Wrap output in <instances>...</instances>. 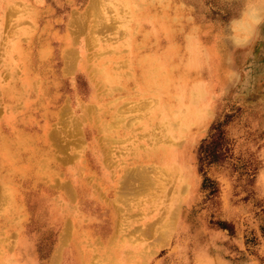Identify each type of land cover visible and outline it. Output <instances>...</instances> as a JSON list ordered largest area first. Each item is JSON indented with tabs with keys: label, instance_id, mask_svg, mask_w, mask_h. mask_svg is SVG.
Here are the masks:
<instances>
[{
	"label": "rangeland",
	"instance_id": "rangeland-1",
	"mask_svg": "<svg viewBox=\"0 0 264 264\" xmlns=\"http://www.w3.org/2000/svg\"><path fill=\"white\" fill-rule=\"evenodd\" d=\"M153 2L0 0V116L6 105L1 96L4 85H18L19 93H25L16 43L37 56L36 37H48L49 54L43 60L46 75L50 80L55 71H61L63 81L57 79L54 88L59 110L66 109L54 125L59 136L49 143L54 149L66 146L64 157L61 152L49 154L61 162L76 149L79 157L73 161L80 166L77 172L83 174L80 182L85 188L75 193L78 175L63 180L69 182L65 189L49 174L42 176L38 189L33 180L19 179L15 187L19 190L11 191L12 202L0 203V263L19 235L10 223L22 220L31 247L21 259L25 261L29 254L35 260H26L30 264H53L51 256L63 225L47 212L42 195L53 191L61 195L58 201L63 209L69 205L86 212L78 216L82 227L69 230V248L63 249L66 255H60L57 264H72L69 251L87 254L86 264H264V13L256 20L250 12L243 13L248 0H171L180 23L172 34L177 49L161 56L160 70L148 73L153 74L154 85L145 86L142 76L143 82L129 80L127 86L105 83L101 69L111 67L123 79L135 72L134 61L147 51L143 32L150 28L146 21L139 24L140 14L153 8ZM188 34L193 36L191 49ZM62 36L87 43L83 58H78L85 61V68L76 64L68 69L60 51L64 42L73 50L75 42H66ZM200 38L208 41L203 44L211 48L208 56L203 54ZM169 41L153 37L148 42L159 44L152 50L157 53ZM218 60L221 81L212 88L206 90L198 82L185 91L178 81L181 87H170L162 101L157 75L181 80L189 61L202 66L208 62V70ZM150 64L155 66L156 58L151 56ZM94 66L100 84L98 99L90 101L88 72ZM191 69L190 77L195 74ZM78 95L89 104L81 105ZM12 104L14 110L24 108L20 100ZM83 111L90 114L86 120L81 117ZM73 125H79L76 131ZM92 125L102 147L94 154L92 137L84 136L85 127ZM157 147L175 149L182 165L173 167L153 159L154 150L159 159ZM24 155L23 148L15 152L16 158ZM128 168L143 174L127 176ZM15 197L23 210L18 211ZM170 222L168 239L157 240ZM87 226L97 229L96 241ZM101 234L109 238L102 239Z\"/></svg>",
	"mask_w": 264,
	"mask_h": 264
},
{
	"label": "bare ground",
	"instance_id": "bare-ground-1",
	"mask_svg": "<svg viewBox=\"0 0 264 264\" xmlns=\"http://www.w3.org/2000/svg\"><path fill=\"white\" fill-rule=\"evenodd\" d=\"M248 1H250V3L247 2L244 5L242 12L243 13L250 12V14L253 17V20H256L258 18L260 19V17L264 13L263 12L264 4L262 5V3H264V0H258V1L248 0ZM170 2L171 0H154L153 2L154 7L140 14L141 18H139L140 20L138 19L139 24L143 21L150 23V28L146 32H143L144 46L146 47L147 51L141 54V56L136 61H134V63H137V65H136L135 72H132V74H130L131 77L129 76L128 79H123L122 76L114 73L112 71L114 69L111 67H110L111 69L110 68L101 69V77H100L98 74V68H95L96 66L91 68V70L88 72V80L92 84V90L90 93L91 95L90 101L94 99H98L97 88H98V85L100 84L99 82L100 80L98 79V77L102 78L105 83L106 82H110V83L118 82L124 86H127L130 83L129 80L135 81L138 83L144 81V85L147 87L154 85L155 81L153 79V74L148 75V73H151V70L152 71L160 70L161 62L163 61L161 59V56L165 54H171L175 52V50L177 49L176 42L174 41L175 35H172V34L175 33L179 29L178 25L180 23L177 21V18H176V16H178V13H175L174 11H172ZM259 7L260 9L258 11H255V9ZM75 17L76 15H73L71 21H73ZM250 24L251 23H249V25ZM153 37H156L157 39H161V38L169 39L170 38V41L165 47H162V48L158 47L159 50H157V53H156L155 51H152V50L154 48L157 49V46L159 44L158 43L150 44L148 42L152 40ZM192 37H193L192 34H188L185 36V38H187V40L189 41V44H187L189 49H191V44L193 42L192 39L190 40V38ZM36 38H37L36 47L41 49L40 53H38L37 56L31 52L29 53V51L25 48L24 44L22 45L20 42L16 43V50L19 53V59L23 65V68L20 71L22 76L19 79L23 81H20V83H22L21 85L24 84V89L28 87V88H32L35 90V91L29 90V94L27 95V97L29 98L33 97V98L28 100L29 103L27 106V110L21 111V112L24 114H26L27 112V114L30 115L29 113L30 110H37L39 111L41 117L42 116L45 117V120L43 122H39V125L37 127V132H35L34 136H33L34 134L33 132L36 130H34L33 132L30 129L20 130V129L26 128L25 126L28 120L25 119L26 118L25 116H24L25 118L17 116L16 114L19 113L20 111L14 110L13 109L14 107H12L13 106L12 103H14L15 99L18 97H22L21 93H19V89H18L19 87L18 85H14V86L4 85L1 88V96H2L3 102H5L6 105L4 106L5 111H3L2 115L0 116L1 117L0 118V203L2 200L12 202L11 191L13 190V192L15 193L19 190L17 189L16 191V188H15L17 187L16 183L18 182L19 179L24 178L25 180H29V179L33 180L35 176L37 178L38 174H42V175L49 174L48 177H54V178L59 179L61 184L59 183L57 186H61L64 189L66 188V185H69V182H65L66 180H70V177L74 175H76V178H78L79 176V179H78L79 182H77V185L74 186L75 193L80 192V190L81 191L85 190V188H83V185H82L83 180H81L80 182V179H83L81 178L83 174L81 175L77 172V168H80V166L75 164V161H73L74 160L73 157L74 158L79 157L76 149L73 150L74 154L71 155L70 158L69 157L65 158L61 162L53 161L52 157L55 155L49 154V153H54V152H61L64 157V152L62 151L63 149L64 150L66 149V146H61V144H59L61 146L60 148L55 146L56 150L50 147L52 144H54L55 142L54 140H56L57 137L59 136L58 135L59 132H57L56 129L54 130V125L57 122L56 119L58 118L62 119L66 111L64 107L62 108V110H60V112L57 111V109L60 107V104L57 103L59 101V96H57L56 93H51V86L54 85V82H57V79H59L60 82H62L63 80L61 78V75L58 74L56 71L52 74V78L50 80L48 79V75H46V69L44 66L45 62L43 61L45 57L49 54V51L47 49V42H46L47 41L46 39H48V37L45 38V36L38 35V37ZM72 39L75 42V39L74 38ZM200 40L202 42V46L204 43L208 42V41H202L201 38ZM74 44H75V47L73 50L69 49V50H65L61 52L64 58H65L64 54H66L65 59L68 63L67 67L68 69H70L71 67H74L77 64L78 67L85 68L86 63L84 60H82L83 58L82 51H83V47H86L87 43L85 44V42H82V44H80V42H75ZM44 45H46V47ZM63 45L66 46L67 43ZM208 49H210L211 51V48H209V46H203V54L206 56L212 53V51L211 53H209ZM80 56H82V58L81 60H78ZM151 56L152 58L153 57L156 58L155 66H151L150 64ZM94 63H97V62L94 61ZM189 63H190L189 67L184 69L186 72L184 73L185 75H182L183 77L181 80H179L178 76L167 75L168 78H164L160 75H157L159 79L158 87L160 88L157 90L160 96L162 97L161 99L163 102H164V97L166 95H169V92L171 91L170 87H173L174 85H177V86L179 85L178 81H180L181 83L183 82L184 84L183 86L184 88H186L185 91H188L189 86L193 85L194 87V85H196L198 82H200L201 84H204L206 87L205 89L207 90L209 89V87L212 88L213 84L216 85L219 81H221L220 80V75L222 72L221 60L216 61V63L214 64V67L211 66L212 68L210 67L211 69H208V70H207V65L209 66L208 62H205L207 63V65H204V66L197 64L195 61H189ZM99 64H104V63L100 62ZM191 67H193L194 70L191 69ZM190 69L195 72L194 76L192 77H190L192 74L190 72ZM63 70H66L65 66ZM138 70H140V73L138 72ZM204 70H207L208 77L205 76L204 72L206 71ZM66 73L69 74L71 72L69 71L68 73V71H66ZM141 76H142L143 81H141L142 80ZM180 85H179V88L181 87ZM197 92H199V90H197ZM38 98H39V101L44 100L45 102L44 106H42L44 108L43 110H40L39 108H37V106L39 107V105L42 104L41 103L37 105L39 102ZM77 99L79 100V103L81 105L89 104L88 102L87 103L84 102L79 95L77 96ZM88 108L89 107H87V109ZM62 111L64 113L63 115H62ZM7 112H10V113L8 114ZM11 112H15V113H11ZM89 116L90 114L88 111L87 112L83 111L81 114V117L84 120H86ZM77 119H75V122H78ZM122 119L123 118H121V120ZM201 120L203 121L204 118ZM88 122L93 124L92 121H88ZM78 126L79 125H77V127ZM77 127L76 125H73V129L75 131L77 130ZM95 129L96 127L94 125L89 126V129L86 127L84 129V136L92 137L91 142L93 144L90 142L92 144L90 145L94 147L92 149L94 150V152H92L93 154L97 151L96 150L97 147L98 149L102 148L98 145L99 139L96 136H94ZM38 130H41V132L39 133ZM71 135L73 134L71 133ZM94 143L96 144V146L94 145ZM20 148L24 149L26 156L25 157L23 156L19 159L15 157V152ZM171 151H173V153ZM175 152L176 150L171 147L169 148L167 147L158 148L157 147V153L159 155V159L156 157L155 150L153 152V159H157L160 162L166 161L169 164H171L173 167H180L182 164L177 159V156H175ZM88 159L91 161L90 158ZM143 169H146V168H143ZM125 171H126L125 173H127V176H130V174L134 175L135 173L139 175L143 174L142 170H136L135 172H132V169L128 168V169H125ZM34 183L32 185H35V189H38L39 188L38 179ZM70 183L74 184L72 181ZM6 186L10 188V191H8ZM77 188H78V191H77ZM44 189L48 190L47 188L43 186V190ZM51 192H52V195L45 194L46 197H44L45 202H47V205H46V208L48 209L47 212L54 218H60V220H62L61 224L63 225V230L60 234V238L58 239L57 245L55 247V251L53 252L51 256L52 263L57 264L60 261L59 256L66 255L63 253V249L65 248V251H66L69 248V246L66 245L68 243L67 235L69 234V230L71 231L73 229V226L77 228L82 227L83 220H79L78 216H80V212H83V213H86V212L80 208H74V207L71 208L69 205L67 208L65 207V209H63L62 208L63 204H61L58 201L61 195L58 192H55V194L53 193V191ZM20 202L22 201L20 200ZM15 204L18 207V211L21 210L20 207H22V210H23V204L21 206V204L18 203L17 197H15ZM52 212L54 214H52ZM64 213H66L67 216H64ZM69 215H72V217L70 218ZM10 225L16 230V232L19 235H18L17 240L13 244L12 250H9L10 248L7 249V252L3 255L0 264H30L28 261H31L34 263V258L30 256L29 254H27L26 257L24 258L28 261L26 260L24 261L21 259L22 257H20L24 253H28L31 247V243L28 240L27 234L25 233L24 222L22 220H18L15 223H10ZM172 226L173 224H171L170 222L169 224L166 225V227H163L162 231H160L159 239L157 240L168 239V237L170 236L169 230L172 229ZM86 229H91L92 233L90 234L89 231H87V233L91 235V237L93 238V241L94 240L96 241V239L93 236L95 235L94 233L97 232V229L90 228V226H87ZM100 236L102 239H105V240L109 238V235L106 236V234H101ZM69 253L72 257V260L70 261L72 262V264H86V261L89 259V256L87 254H84L82 256L79 254L75 255L70 251L68 252V255Z\"/></svg>",
	"mask_w": 264,
	"mask_h": 264
},
{
	"label": "crops",
	"instance_id": "crops-1",
	"mask_svg": "<svg viewBox=\"0 0 264 264\" xmlns=\"http://www.w3.org/2000/svg\"><path fill=\"white\" fill-rule=\"evenodd\" d=\"M62 38H63V40H65L66 42L67 41H70L71 39L68 37V36H62ZM46 40H48V39H46ZM47 42V41H46ZM63 44H65V42L63 43ZM45 47H46V45H44ZM69 48V46H64L63 47V49H61V51H60V53L61 52H63V51H65V50H69L68 49ZM38 50H39V53H40V51H41V49H39L38 48ZM65 55V58H66V54H64ZM64 68V67H63ZM59 74L60 75H62L61 74V71L59 72ZM61 78H62V76H61ZM55 87V84L54 85H52L51 86V93H56L57 94V96H59V94H58V92H57V89L56 88H54ZM29 90H34V89H32V88H28V87H26L25 88V94L22 96V97H24V98H22V97H18V98H16L15 99V101L14 102H16V101H18V100H20L22 103H23V105H24V108L23 109H20L19 111V114H18V116L19 117H24L25 119H27L28 121H27V124H26V128H24V129H20V130H28V129H30L32 132L34 131V130H36V131H34L33 133V136L35 135V132H37V127H38V125H39V122H43L44 120H45V117H41V115H40V113H39V111H37V110H30L29 111V113H30V115H28L27 114V112H26V114H24V113H22L21 111H26L27 110V106H28V103H29V99H31V98H33V97H31V98H29V97H27V95L29 94ZM35 91V90H34ZM22 98V99H21ZM38 101H39V98H38ZM31 103H32V101H31ZM42 103V104H41ZM58 104H60V102L58 101L57 102ZM39 104H41V105H39ZM44 104H45V102H44V100L43 101H39L38 102V104L37 105H39V107L37 106V108H39L40 110H43L44 108L42 107V106H44ZM57 111L58 112H60V110H59V108L57 109ZM38 132L40 133L41 132V130H38ZM45 135V134H44ZM26 156V154L24 155V157ZM20 159V158H19ZM42 174H38V176H37V178H36V176L33 178V180L34 179H36V180H34V182L35 181H37V179H38V181H39V184H40V180H41V178H42ZM32 179H29V180H26V181H31ZM33 182V181H32ZM29 184H30V182H29ZM44 194V196H45V194H47V193H42V195ZM21 204V203H20ZM35 261V260H34Z\"/></svg>",
	"mask_w": 264,
	"mask_h": 264
},
{
	"label": "trees",
	"instance_id": "trees-1",
	"mask_svg": "<svg viewBox=\"0 0 264 264\" xmlns=\"http://www.w3.org/2000/svg\"><path fill=\"white\" fill-rule=\"evenodd\" d=\"M206 148H207V147H206ZM206 148H205V149H206ZM205 151H208V150L206 149Z\"/></svg>",
	"mask_w": 264,
	"mask_h": 264
}]
</instances>
